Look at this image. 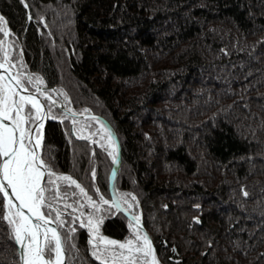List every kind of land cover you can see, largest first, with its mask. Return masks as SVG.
I'll list each match as a JSON object with an SVG mask.
<instances>
[{
	"label": "trees",
	"instance_id": "16d2710c",
	"mask_svg": "<svg viewBox=\"0 0 264 264\" xmlns=\"http://www.w3.org/2000/svg\"><path fill=\"white\" fill-rule=\"evenodd\" d=\"M0 15V56L6 21L8 61L28 88L38 83L116 133L113 193L150 236L156 263L264 264V0H0ZM43 101L47 169L110 200L103 235L130 236L109 193L112 156L74 133L77 117ZM50 178L42 210L67 264H104L77 214L51 199ZM6 214L0 192V264H18Z\"/></svg>",
	"mask_w": 264,
	"mask_h": 264
},
{
	"label": "snow or ice",
	"instance_id": "6c2138e0",
	"mask_svg": "<svg viewBox=\"0 0 264 264\" xmlns=\"http://www.w3.org/2000/svg\"><path fill=\"white\" fill-rule=\"evenodd\" d=\"M0 20H3L0 17ZM3 31V29H0ZM4 35H8L7 31H4ZM3 65L0 64V68ZM3 77H0L2 80ZM38 82L39 78H37ZM19 83V82H18ZM19 95L13 89H9L7 85L0 86V120H11L12 127L5 124H0V157H5L3 163L0 164V176L3 177V181L0 182V192L4 193L5 199L8 197V193L4 191L6 182L7 187L12 190V195L19 201L17 207L11 200H7L5 208L7 214L3 216L10 226L13 228L15 240L20 244L24 251L21 253V259L23 264H53L50 258L52 252L55 253V264H61L62 261V242L61 237L55 228H49L48 225L51 222L43 212V207H50L46 203L45 187L42 186L41 181L45 179V171L47 170V176L52 177L54 173L47 169L44 160L37 153L36 149L42 145V133L40 129H36L35 143H32V137L29 133L32 130L25 129L23 127L25 118L22 115L25 105L30 104L33 109L36 110L38 119H43L40 116L41 105L38 100L32 96H20V99L13 100L10 96ZM13 113L15 118L13 119ZM27 140V143L25 141ZM115 151V149L113 150ZM113 163L117 162V157L113 153ZM57 180L69 181L70 184H74L77 188H80L79 184H76L71 177L58 176ZM47 183L54 184L55 181L49 179ZM83 193V189L80 188ZM58 193V188H57ZM134 200L135 197H132ZM100 201L103 204H108L109 201L105 200L103 196L100 197ZM89 203L93 205L96 211L99 208L89 198ZM71 207V205H68ZM112 206L119 208V202L113 198ZM24 209L28 210L29 215H25ZM58 223L60 221L59 214L56 217ZM33 221H36L35 223ZM88 226L92 231H98L93 224V219L90 216L87 220ZM83 226V224L81 225ZM137 240H143L144 248L137 246V251H144L145 255L151 252L150 242L146 235L140 236L136 234ZM55 242V247H52ZM89 243H92L90 240ZM108 245H117V241L106 240ZM132 241L118 244L120 249L128 248L131 251ZM46 254H49V258L46 259ZM95 254V253H94ZM99 258V257H98Z\"/></svg>",
	"mask_w": 264,
	"mask_h": 264
},
{
	"label": "rangeland",
	"instance_id": "374dc122",
	"mask_svg": "<svg viewBox=\"0 0 264 264\" xmlns=\"http://www.w3.org/2000/svg\"><path fill=\"white\" fill-rule=\"evenodd\" d=\"M4 46H5V43H4ZM4 46L2 49V54H3ZM0 57H2V55ZM6 60L11 67L14 66V68L18 71L16 73V77L18 81L23 86L28 88V84L26 83V81H28V83L31 84L32 81L30 80V78L23 71L18 70L16 63L14 62L11 63L8 61V53H6ZM2 85H5V84L3 83L2 80H0V86ZM28 89L36 91L41 97H44L46 96L45 94H47L45 92V89H41V86H39L38 83H34L32 85V88H28ZM10 99H13V96H10ZM28 105L31 107L30 104ZM31 110L32 111L30 112V118L28 119L30 122L27 123V129H30L31 125L35 122L37 118L36 110L33 109L32 107H31ZM47 113L49 117L50 113L48 109H47ZM13 118H15V113H13ZM88 118H91V117H77L76 119L72 120V123H73L72 128H73L74 133L79 137L88 138L89 140L95 142L97 145L105 148L108 151V153H113L117 157V154H118L117 146L114 140L112 139L106 125L98 118H94L93 121ZM26 119H27V116H26ZM114 149L115 151H113ZM116 165L118 164L116 163ZM58 176L69 177L65 174H54L50 178L51 180L55 181L54 184L50 183L51 192L53 191L52 193L54 194L52 196L54 198L51 197V199L55 203L62 205V207L64 208V213L72 212V213L77 214V216L81 220V223H83V226L87 229V232L89 235L88 252L94 259L104 264H151V261H152L151 252L148 255H145L144 251H137L138 245L141 248H144L145 246H144V242L142 239L137 240L136 238L137 233H139L141 237L144 236V234L137 227L135 223L132 222L133 224H129L131 233H130V236L124 239H115V238H111L106 235H103L100 231V224L103 218L105 217V215L107 214V212L109 211L108 208H110L111 206L110 200H108L109 201L108 204H103L100 201V198L99 199L92 198L90 195H88L85 192L83 188H82L83 189V193H82L80 191L81 186L80 188H77L74 184H70L69 181L57 180L56 177ZM45 182H46V178L43 183V187H44ZM60 184L74 185L76 187V191L69 192L67 194L64 191L60 190L59 188ZM57 188H58V193H57ZM89 198H91V201L94 202L95 205L99 208V211H96L93 205L89 203ZM117 199L119 198L117 197ZM123 200L130 208H132L133 204L129 198L124 197ZM68 205H71V207H69ZM90 216L92 217L93 224L96 226L98 231L90 230L88 223H87V220ZM90 240L92 241V243H89ZM106 240L117 241V245H108L107 243H105ZM127 241H132L131 251H129L128 248L120 249L118 247V244L125 243ZM52 247L53 248L55 247L54 242L52 244ZM150 247H151V244H150ZM54 257H55V253L52 252L50 254V258L52 261L54 260ZM46 258H49V254H46ZM153 261H154L153 262L154 264H158L156 263L155 259Z\"/></svg>",
	"mask_w": 264,
	"mask_h": 264
},
{
	"label": "water",
	"instance_id": "95a60500",
	"mask_svg": "<svg viewBox=\"0 0 264 264\" xmlns=\"http://www.w3.org/2000/svg\"><path fill=\"white\" fill-rule=\"evenodd\" d=\"M27 16H28V19H30L31 16H30L29 13H28ZM0 17H2V16L0 15ZM5 25L6 26H5V30L4 31H7L9 33L8 25H7L6 21H5ZM4 37H5V46H4L2 57H0V64L3 65V67L0 68V77H3V79H2L3 83L5 85H7V87L9 89H13L15 92L19 93V95L13 96V100H17L18 101L21 95H28V96L35 97L39 101L41 106H42V109H41V112H40L39 115L43 116L44 118L43 119L36 118L35 122L31 125L29 130H32V131L29 133V135L32 137V135L34 134V132L37 129V127L41 124V122H42V124H41V127H40V132L42 133L43 127L45 125V122L48 119L47 108H46L45 103L42 101L41 96L36 91L28 89L27 87L23 86L18 81V79L16 77V71H14L12 69V67L9 65V63L6 60V53H7V48H8V35L7 36L4 35ZM41 89H44V87H41ZM45 95L47 97H49L50 101L56 107L60 108L63 112H65L66 114H68L70 116H73V117H95V118L100 119L106 125V127H107V129H108V131H109V133H110V135L112 137V139L114 140V142H115V144L117 146V149H118L117 160L119 159V157H120V145H119L118 138L116 136V133L114 132V130L110 126V124L103 117H101L99 115H96V114H93V113H83V114L74 113V112L70 111L69 109H67L63 105V103L61 101H56L52 96H50L48 94H45ZM22 115L25 118V123H24L23 127L25 129H27L26 115L24 114V112L22 113ZM37 116H38V114H37ZM0 124H5V125H8L9 127L13 126L11 120H0ZM25 143H27V140L25 141ZM40 157H41V154H40ZM4 159H6V158L5 157H0V164L3 163ZM117 167H118V165H115L114 168L111 170V173H110L109 179H108V187H109V193H110V196H111V200H113V198H115L119 202L117 197L114 195L113 189H112L113 179H114ZM42 171H45V178H46V169H42ZM2 181H3V177L0 176V182H2ZM44 181H45V179L41 181L42 186H43ZM4 184H5L4 191L8 193V197H7V199H5L4 193L1 192L3 197H4V205L7 204V200H11L12 203L18 207L19 206V201L16 200V198L12 195V190L7 187L6 182H4ZM119 205H120V207L117 208V209L120 212H122L126 217H128L133 223H135L137 225V227L142 231V233L148 237V240H149V242L151 244V259H152L151 264H154L153 263L154 262L153 261L154 260V245L152 243V240H151L150 236L147 234L145 228L140 223V221H138L132 214H130V212L128 210H126L121 205L120 202H119ZM5 211L7 213V209L6 208H5ZM24 212H25V215H29L27 209H24ZM42 212H43V210H42ZM47 217H49V216H47ZM49 218H50L51 222L49 223L48 227L49 228H55L57 230L58 234L61 237V242H62V261H61V264H66L67 263V248H66L65 241H64V239H63V237H62V235L60 233V230H59L56 222L51 217H49ZM33 222L35 223L36 221H33ZM54 245H55V242H54ZM17 246H18V253H19V263L18 264H23V260L21 259V253L24 251V249L21 248L20 244H18V243H17ZM54 262H55V257H54L53 263Z\"/></svg>",
	"mask_w": 264,
	"mask_h": 264
},
{
	"label": "bare ground",
	"instance_id": "6f19581e",
	"mask_svg": "<svg viewBox=\"0 0 264 264\" xmlns=\"http://www.w3.org/2000/svg\"><path fill=\"white\" fill-rule=\"evenodd\" d=\"M12 69L14 70V71H16V73L18 72L15 68H14V66L12 67ZM21 96H28V95H21ZM34 99H36L35 97H33ZM20 99V98H19ZM41 99H42V101H43V97H41ZM37 100V99H36ZM44 102V101H43ZM62 102V101H61ZM41 105V104H40ZM41 109H42V106H41ZM41 124H42V122H41ZM41 124L37 127V129L39 128L40 129V127H41ZM32 143L34 144L35 143V138H36V131L34 132V134L32 135ZM36 151H37V153L40 155L41 154V147L40 148H38V149H36ZM42 157V156H41ZM46 176H47V170H46ZM53 264H55V262L53 263Z\"/></svg>",
	"mask_w": 264,
	"mask_h": 264
}]
</instances>
